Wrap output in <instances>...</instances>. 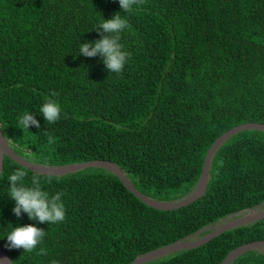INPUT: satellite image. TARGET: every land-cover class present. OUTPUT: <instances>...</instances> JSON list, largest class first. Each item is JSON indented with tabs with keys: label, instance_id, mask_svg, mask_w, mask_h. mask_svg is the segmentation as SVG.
Here are the masks:
<instances>
[{
	"label": "trees",
	"instance_id": "trees-1",
	"mask_svg": "<svg viewBox=\"0 0 264 264\" xmlns=\"http://www.w3.org/2000/svg\"><path fill=\"white\" fill-rule=\"evenodd\" d=\"M117 13L127 20L120 43L131 53L119 74L102 57L79 54ZM46 98L61 108L54 124L39 113ZM26 111L39 128H19ZM245 123L264 124V0H143L130 12L119 0H0V128L21 157L47 166L111 161L142 195L174 202L193 193L217 138ZM17 169L27 173L26 186L39 175L43 190L64 193V221L13 213L8 177ZM263 202L260 130L229 138L215 153L204 196L173 211L146 205L103 168L46 176L5 156L0 244L14 264H131L243 211H261ZM29 224L46 231L42 243L31 252L9 249L7 234ZM261 240L264 219L146 264H221ZM232 264H264V250Z\"/></svg>",
	"mask_w": 264,
	"mask_h": 264
},
{
	"label": "clouds",
	"instance_id": "clouds-1",
	"mask_svg": "<svg viewBox=\"0 0 264 264\" xmlns=\"http://www.w3.org/2000/svg\"><path fill=\"white\" fill-rule=\"evenodd\" d=\"M143 3V0H119L123 12H130L134 5ZM128 27L127 20L117 13L111 19H103L96 29L101 39L94 43H81L79 54L85 57L103 58V63L110 73H121L131 53L123 50L120 43V33ZM102 30V31H101ZM56 95L55 92L52 93ZM39 113L47 123H55L60 119L61 108L57 102L46 98L45 103L40 107ZM20 129H29L30 126L40 127L39 121L31 112H24L18 117ZM48 142H53V137L48 134ZM27 173L23 169H17L8 177L10 182L9 198L15 201L13 213L19 218L27 214L29 219L38 223L56 224L66 218L65 206L61 200L63 192L49 194L43 190L39 175H33L31 187L24 184ZM46 231L32 224L13 227L7 234L6 240L9 249H23L24 252H31L42 243ZM41 255L46 254L44 249L40 250Z\"/></svg>",
	"mask_w": 264,
	"mask_h": 264
},
{
	"label": "water",
	"instance_id": "water-1",
	"mask_svg": "<svg viewBox=\"0 0 264 264\" xmlns=\"http://www.w3.org/2000/svg\"><path fill=\"white\" fill-rule=\"evenodd\" d=\"M245 130H260L264 132V124L245 123V124L232 128L231 130L225 132L223 135L217 138V140L210 147V149L208 150L206 154L204 165H203V170H202L200 179L193 193L183 200H178L174 202L157 201V200H153L151 198H148L142 195L133 186V184L127 178L125 173L115 163L111 161L94 160V161L70 164V165H64V166H47V165L33 163L21 157L20 155H18L17 153L13 151L8 140L3 135L1 128H0V175L3 170L5 156H8L13 161H15L16 163H18L19 165L25 167L26 169L30 171H33L40 175H46V176H63V175L74 173V172H77L79 170H83L89 167H99V168L106 169L110 171L111 173H113L115 176H117L122 181L124 186L146 205L152 208L158 209V210H162V211H173V210H177L182 207L191 205L192 203L201 199L204 196L206 189H207L208 182H209L210 168H211V164L215 156V153L229 138ZM263 204L264 202L258 205L256 208H260ZM242 213L244 215L242 214V216L240 217H237L233 220H229L225 223L218 224L214 227L207 228V229H212V231L209 234L201 238L190 239L193 236L207 229H203L192 235H189L184 240H178L172 244H169L167 246L152 250L141 256H138L131 264H146L150 261L162 258L166 255H169V254H172L178 251L201 247L209 243L211 240L218 237L222 233H225L226 231H229L231 229L241 227L244 225H248L251 223H255V222H258L264 219V209H262L261 211H256L255 213L254 208H251L248 212L243 211ZM252 250H264V240L247 243V244H244L242 246L235 248L225 257V259L222 261L221 264H232L241 255H243L244 253L248 251H252ZM0 264H14L11 257L5 251V249L2 247L1 244H0Z\"/></svg>",
	"mask_w": 264,
	"mask_h": 264
},
{
	"label": "rangeland",
	"instance_id": "rangeland-1",
	"mask_svg": "<svg viewBox=\"0 0 264 264\" xmlns=\"http://www.w3.org/2000/svg\"><path fill=\"white\" fill-rule=\"evenodd\" d=\"M254 212L256 213V211L254 210ZM244 215V214H243ZM233 219H235V218H233ZM233 219H231V220H233ZM227 221H229V220H227ZM227 221H224V222H222V223H225V222H227Z\"/></svg>",
	"mask_w": 264,
	"mask_h": 264
}]
</instances>
